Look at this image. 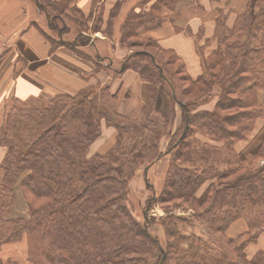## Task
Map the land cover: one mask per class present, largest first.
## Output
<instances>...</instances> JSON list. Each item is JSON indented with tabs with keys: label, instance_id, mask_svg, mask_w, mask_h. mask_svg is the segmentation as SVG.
<instances>
[{
	"label": "trees",
	"instance_id": "16d2710c",
	"mask_svg": "<svg viewBox=\"0 0 264 264\" xmlns=\"http://www.w3.org/2000/svg\"><path fill=\"white\" fill-rule=\"evenodd\" d=\"M34 1L52 22L70 17L67 13L77 0ZM181 1L137 0L114 33L120 47L129 51L118 69L69 49L93 62L94 72L111 70L115 78L136 72L148 84L150 99L134 114L118 112L119 93L109 84L76 95L6 101L0 127L5 149L0 164V253L6 245L19 247L25 238L31 264H264V251L252 258L246 254L264 234V163L259 164L264 140L251 156L235 150L257 120L264 119V0H249L232 27L226 25L227 14L218 11L213 37L199 49L203 72L196 78L175 52L144 35L168 19L179 20L175 10ZM118 6L113 11L118 13ZM39 30L55 50L58 45ZM132 46L152 48L166 61ZM214 87L219 89L214 110H198ZM160 89L171 99L170 118L156 109ZM183 95L194 97L185 100ZM175 105L181 110L180 127L162 153L160 143L173 131ZM102 122L115 129L113 145L89 155ZM164 156L170 163L154 198L167 209L157 220L166 236L162 242L149 232L148 221L140 222L131 213L127 198L128 183L140 167L149 168ZM177 200L196 209L189 217L168 214L167 204L176 206ZM197 225L203 231H193ZM238 225L243 227L239 233L229 236Z\"/></svg>",
	"mask_w": 264,
	"mask_h": 264
},
{
	"label": "crops",
	"instance_id": "0c3cea01",
	"mask_svg": "<svg viewBox=\"0 0 264 264\" xmlns=\"http://www.w3.org/2000/svg\"><path fill=\"white\" fill-rule=\"evenodd\" d=\"M92 1L77 0L76 7L81 13L88 14ZM119 2L122 4L119 13H126L136 5L137 0H100L97 3V10L100 12L103 9V27L109 19L115 22L113 26H121L124 15L123 19L120 15L118 19L116 16L110 18V12ZM248 2L249 0H183L177 4L175 10L181 14L179 20L172 23L168 19L160 28L144 35L155 39L162 49L175 52L184 62L189 76L196 78L200 75L197 73L200 62L202 63L199 49L205 45L207 39L213 37L218 11L227 14L226 25L232 27L237 16L246 10ZM36 8L34 0L32 2L0 0V55L3 54L0 58V127L4 106L11 97L26 100L40 96L50 98L59 93L75 95L86 88L97 91L109 84L113 92L119 93V113L132 115L139 106L149 102L150 88L136 72L125 71L119 78L113 77L112 73L108 74V70L95 75L94 64L77 57L68 48L52 50L50 43L39 30V28L43 30V27L39 25L37 19L39 12ZM135 10L139 11L138 8ZM164 11L167 13V10ZM176 28H180L181 31H177ZM94 33L93 38H98L97 41L109 40V43L114 45L113 47L110 45L111 56L106 55L103 58H112L114 53V57L122 61L127 56L126 49L101 33ZM188 59L194 60L193 71L190 70ZM127 94L130 95L128 99ZM128 107L131 109L130 112L126 110ZM156 109L165 118L172 116L173 105L163 89L159 90L156 97ZM180 119V111L175 105L174 129ZM101 125V135L90 146L89 155L104 153L113 145L115 129L108 127L104 122ZM4 155L5 149L0 146V164ZM2 178L3 171L0 168V181ZM241 228L242 225L233 227L234 235L239 233ZM252 244H257L258 247ZM252 244L246 248L248 258L254 257L259 251H264V237L258 238L257 242ZM16 248L17 246L13 244L6 245L0 255L8 256L12 251L15 252Z\"/></svg>",
	"mask_w": 264,
	"mask_h": 264
},
{
	"label": "rangeland",
	"instance_id": "374dc122",
	"mask_svg": "<svg viewBox=\"0 0 264 264\" xmlns=\"http://www.w3.org/2000/svg\"><path fill=\"white\" fill-rule=\"evenodd\" d=\"M99 1L100 0L92 1V7L90 11L88 12V14L87 13L81 14V12L79 11L74 12V9L77 8L76 2H75V8L72 7L74 8L73 11L70 10V13L69 12L67 13L70 15V17L58 18L55 21L51 19L52 22H50V19H47L46 17L47 14H45L43 11L40 12L36 8L37 12H39V16L37 19H39V25L43 27V30L47 33V35L52 40H54V42L58 45L56 49L61 48V47L66 48V49L73 48L75 51L82 53L83 55L88 56L89 58H92L94 61L101 58V60H103V63H102L103 66L110 65L109 67L113 66L115 69H118L122 61H118L116 57H114V53L112 54L113 59L111 57L103 58L106 55L111 56L110 47L112 46V44L109 43V40L104 41V42H99L97 41L98 38H93V36L95 35L94 32L96 33L99 32L101 33V35L111 39L117 45H119L118 43L120 41L119 37H116L114 34L116 30L117 32L119 31V27L114 26L113 29L111 28L112 26L111 23L114 24L115 22H112V20L109 19V21L106 22V26L103 27L104 26L103 25V22H104L103 9H101L100 12H98L97 10L98 9L97 3ZM30 2H32V0H30ZM121 2L117 3V5L119 4V6L117 7L118 11H120V7L122 8ZM70 6H73V4ZM113 10L114 8L112 9V11ZM50 14L55 15L54 13H50ZM113 15H115L117 19H118V16L120 15L121 19H123L125 16V13L124 12L117 13V10H116V12L113 11ZM117 22L118 21H116V23ZM49 23H50V26L52 25L51 26L52 28L48 26ZM98 35L101 36L100 34ZM123 49H126V48H123ZM131 49L134 51H138V50L150 51L153 54H155L159 60L163 62L166 61V56L157 53L152 48H148L144 46H132ZM76 56L78 57V55ZM188 64H189L190 70L193 71L194 70V67H193L194 60L188 59ZM169 69L172 72L173 71L177 72L176 70L177 68L174 65L169 66ZM104 71H106V69L98 70V72H95V75L96 73L102 74L104 73ZM107 72L108 74L112 73L110 71H107ZM202 72H203V67H202V63L200 62L199 72L197 74L199 73L201 74ZM177 77H179L178 79H180L179 74H177ZM182 87H185V85L182 84ZM212 90H213L212 97L210 99L208 98L209 99L208 102L202 103V106H200L198 110H201V109L202 110L206 109L209 111L214 110L215 105L218 100L219 89L218 87H214ZM191 97L192 96L183 95V98L185 100H189L191 99ZM126 110L130 112L131 109L128 107L126 108ZM178 110L180 111V118H181V110L179 109V107H178ZM180 123H181V119H180L179 124L176 126V128L171 129L173 131L170 137L169 136L163 137L160 143V151H162V153L167 150L168 143L170 139L172 138V135L174 134V132L178 131L180 127ZM201 139L203 141H207V137L201 136ZM263 140H264V119H258L251 135L246 140L241 141L240 143L236 144L235 150L240 156H244V157L251 156L258 152ZM165 142H166V146H164ZM169 161H170V157L164 156L163 158H161V160H158L155 164H153L149 168L145 169L144 167L142 168L140 167L135 177H133L128 183L129 192H128L127 200H128L129 210L140 222L148 221L147 227H148L149 232L157 236L158 239H160L162 242L166 240V236L164 234L162 226H160L157 220L161 217H165L167 213V209H165L166 204L164 206L163 204H160L159 202L155 201L154 198H155V195H157L159 191L163 188V181H164V178H165V175H166L169 163H170ZM263 163H264V160L259 161V164H263ZM206 185H204V187L200 190V192L198 193V196H200V194L203 192ZM18 200L20 201V204L24 202L23 198H19ZM175 203H176V206H174V202L171 204H167L170 210L168 214H172L174 216H180V217L181 216L189 217V215L192 214L191 212L196 209L193 206H191L192 203L190 202H185L183 200H177ZM149 204L151 205V207H149L150 206ZM185 206H188V208H185ZM19 207H20L19 210L22 212L21 205H19ZM199 209H202V208L199 207ZM152 219H155V223L152 222ZM200 229L201 227L197 225L193 228V231L197 233L199 231H203V229L202 230ZM188 230L191 231L190 228H188ZM228 235L229 236L234 235V232L232 231V229L229 230ZM260 237H264V234H261ZM243 239H247V237H244ZM223 241L225 240L223 239ZM252 245L255 247H258L257 244H252ZM18 246L19 247H17L16 250L14 249L15 252L12 251L10 255L8 256L0 255V259H1L0 264H7L10 261L17 262V264H31L28 258L29 253L27 252V243H26L25 238L22 240V242L18 244Z\"/></svg>",
	"mask_w": 264,
	"mask_h": 264
}]
</instances>
